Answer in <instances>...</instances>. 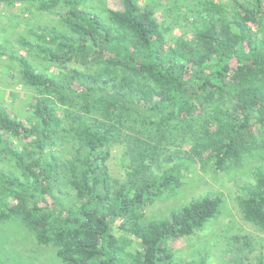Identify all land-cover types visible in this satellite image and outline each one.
<instances>
[{"label":"trees","instance_id":"obj_1","mask_svg":"<svg viewBox=\"0 0 264 264\" xmlns=\"http://www.w3.org/2000/svg\"><path fill=\"white\" fill-rule=\"evenodd\" d=\"M58 12L12 56L31 91L24 120L0 109V224L19 220L58 264H175L168 240L199 230L222 193L146 220L197 167L264 158V0L195 1L180 34L137 0L102 13L83 0H0ZM126 159L123 180L109 166ZM264 230V168L235 196ZM0 264H4L0 256ZM203 264V263H197ZM255 264H263L258 258Z\"/></svg>","mask_w":264,"mask_h":264},{"label":"rangeland","instance_id":"obj_2","mask_svg":"<svg viewBox=\"0 0 264 264\" xmlns=\"http://www.w3.org/2000/svg\"><path fill=\"white\" fill-rule=\"evenodd\" d=\"M199 0H137L140 6L149 5L155 9L159 20L170 24L174 34L189 31L185 27L184 14L191 15L188 7H194ZM229 6L230 0H221ZM120 8V0H83L81 9L102 13L104 7ZM40 11L33 4L7 3L0 1V109L11 111L18 118L30 114L27 107L31 91L18 81L19 64L12 56H29L19 43L24 36L32 38L31 32L38 27L56 26L64 29L58 12ZM0 166H12L7 154L1 150ZM112 173L123 180L126 159L120 147L112 150L108 161ZM257 167L264 168L260 153L249 156L243 164L230 167L224 172L200 168L193 169L184 178L183 184L173 196H161L145 207V219L165 217L186 202L216 192H221L223 201L219 212L208 219L194 233L176 240H168L175 264H255L262 258L264 264V230L243 221L235 201L240 186L253 180ZM0 256L4 264H58L54 248L37 244L19 220L0 224Z\"/></svg>","mask_w":264,"mask_h":264}]
</instances>
